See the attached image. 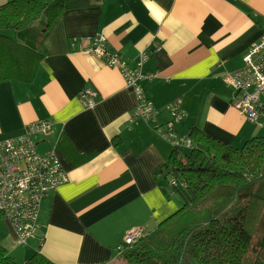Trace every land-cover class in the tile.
<instances>
[{
  "label": "crops",
  "instance_id": "0c3cea01",
  "mask_svg": "<svg viewBox=\"0 0 264 264\" xmlns=\"http://www.w3.org/2000/svg\"><path fill=\"white\" fill-rule=\"evenodd\" d=\"M263 20L264 0H102L66 10L42 41L34 77L0 80V139L49 120L36 149L55 143L68 175L26 243L0 219V243L15 260L40 252L57 263L115 264L128 230L151 232L178 208V197L166 195L173 144L155 128L170 119V103L186 113L185 134L194 125L236 147L263 135L264 116L252 121L235 108L236 91L222 79L243 65ZM95 33L126 60L147 54L142 72L156 75L140 80L155 109L146 120H128L138 98L116 66L88 49ZM85 86L97 91L92 106L78 97Z\"/></svg>",
  "mask_w": 264,
  "mask_h": 264
},
{
  "label": "trees",
  "instance_id": "16d2710c",
  "mask_svg": "<svg viewBox=\"0 0 264 264\" xmlns=\"http://www.w3.org/2000/svg\"><path fill=\"white\" fill-rule=\"evenodd\" d=\"M101 1L0 3V80L30 81L46 53L42 41L62 14ZM40 18L44 31L38 36L28 33L30 24ZM187 136L191 147L173 146L164 164L167 175L175 180L166 195L178 197V208L122 250V257L127 264H264V134L240 147L194 125ZM231 205L235 212L227 214ZM2 215L0 210V219ZM0 264L67 263L53 262L40 252L18 262L0 243Z\"/></svg>",
  "mask_w": 264,
  "mask_h": 264
},
{
  "label": "built area",
  "instance_id": "2783aa9c",
  "mask_svg": "<svg viewBox=\"0 0 264 264\" xmlns=\"http://www.w3.org/2000/svg\"><path fill=\"white\" fill-rule=\"evenodd\" d=\"M88 49L103 58L108 65L116 66L125 86L136 94L138 102L128 120L136 116L146 120L150 114L153 115V104L144 95L140 84L141 79L156 75V71L142 72L147 54L140 52L138 56L126 60L120 53L107 47L102 34L90 37ZM242 59L243 65L225 72L222 79L236 91L237 96L232 105L255 121L264 116V20L260 34L247 47ZM78 97L83 105L92 106L97 101V91L85 86L81 88ZM169 111L170 119L164 126H158L156 131L173 146L190 148L192 142L182 131L186 113L177 101L170 103ZM50 127L49 120L38 119L29 122L20 135L0 139V210L2 217L13 226L16 240L20 244L26 243L35 230L44 200L68 180L67 173L61 167L55 143L43 152L36 149V139L47 136ZM174 183L175 180L170 178L168 185L171 187ZM143 234L142 227L131 228L124 235L118 249L124 250Z\"/></svg>",
  "mask_w": 264,
  "mask_h": 264
},
{
  "label": "rangeland",
  "instance_id": "374dc122",
  "mask_svg": "<svg viewBox=\"0 0 264 264\" xmlns=\"http://www.w3.org/2000/svg\"><path fill=\"white\" fill-rule=\"evenodd\" d=\"M45 27V23L44 20L42 18L37 19L35 21H33L30 24V29L28 31V33H35L37 36L42 32V29ZM38 38V37H37ZM127 88V87H126ZM129 89V88H128ZM136 95V94H135ZM137 97V96H136ZM240 147V146H239ZM235 205H231V207L228 208V210H226L227 214L230 213H234L235 212ZM264 217V214L261 211V218ZM3 218V217H2ZM0 222H2L0 220ZM258 237H260L262 235V231H259L256 233ZM248 259H250V255L247 256ZM115 264H127L125 262V260L122 258L121 260H118Z\"/></svg>",
  "mask_w": 264,
  "mask_h": 264
}]
</instances>
